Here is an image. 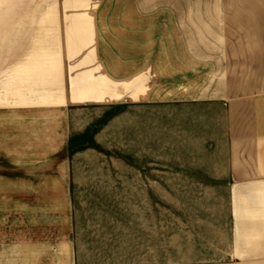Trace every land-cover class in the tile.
<instances>
[{
    "label": "rangeland",
    "instance_id": "1",
    "mask_svg": "<svg viewBox=\"0 0 264 264\" xmlns=\"http://www.w3.org/2000/svg\"><path fill=\"white\" fill-rule=\"evenodd\" d=\"M3 2L0 264L25 254L18 240L61 232L70 210L74 264H226L232 203L222 107L127 103L50 111L62 80L47 63L64 33L36 34L32 3ZM66 172L70 193L62 192ZM59 243H50L52 257L41 248L40 260L64 264Z\"/></svg>",
    "mask_w": 264,
    "mask_h": 264
},
{
    "label": "crops",
    "instance_id": "2",
    "mask_svg": "<svg viewBox=\"0 0 264 264\" xmlns=\"http://www.w3.org/2000/svg\"><path fill=\"white\" fill-rule=\"evenodd\" d=\"M18 1L33 4V32L64 33L47 63L62 80L50 111L127 103L222 107L232 203L224 260L264 264V0ZM72 138L69 132L61 143ZM66 176L62 192L70 193ZM69 213L61 232L18 240L25 254L17 252L16 264H63L40 260L41 248L52 257L55 241L64 264H74Z\"/></svg>",
    "mask_w": 264,
    "mask_h": 264
}]
</instances>
